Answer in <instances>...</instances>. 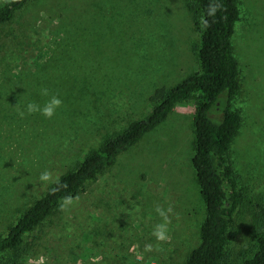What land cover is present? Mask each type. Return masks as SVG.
Returning a JSON list of instances; mask_svg holds the SVG:
<instances>
[{
    "label": "rangeland",
    "instance_id": "1",
    "mask_svg": "<svg viewBox=\"0 0 264 264\" xmlns=\"http://www.w3.org/2000/svg\"><path fill=\"white\" fill-rule=\"evenodd\" d=\"M238 2L241 88L233 106L243 121L228 158L241 201L221 264H245L264 234V0ZM199 19L192 0H32L0 26V237L63 173L199 71ZM41 88L63 101L64 119L51 134L41 114L26 112L27 103L47 99ZM195 106L178 102L67 210L59 206L29 233L21 264L183 263L206 214L192 164ZM17 109L43 132L18 145ZM45 170L51 182L40 181ZM157 205L173 210L166 242L152 234L162 222Z\"/></svg>",
    "mask_w": 264,
    "mask_h": 264
},
{
    "label": "trees",
    "instance_id": "2",
    "mask_svg": "<svg viewBox=\"0 0 264 264\" xmlns=\"http://www.w3.org/2000/svg\"><path fill=\"white\" fill-rule=\"evenodd\" d=\"M32 0H11L0 7V26L11 22L16 14ZM222 5L216 15L209 16L210 27L204 29L201 17L210 0H192L199 12L201 27L198 57L200 69L183 78L167 90L152 111L130 123L122 131L106 138L91 150L79 166L63 173L18 219L7 234L0 237V264H21L26 236L35 231L58 210L63 198L78 196L118 156L140 142L142 138L174 110L180 101L194 100V155L192 164L205 202L206 214L200 229V242L181 264H221L227 256L229 229L241 201L238 183L228 152L242 126L243 117L234 108L233 99L239 93V61L233 43L236 24L241 19L238 0H213ZM59 109L51 119L37 115L38 121L48 123L49 133L62 123L65 114ZM217 113V114H215ZM20 130L15 133L16 144L39 137L37 126L27 125L23 116ZM44 124V125H45ZM17 149V146L15 147ZM245 264H264V234L259 249Z\"/></svg>",
    "mask_w": 264,
    "mask_h": 264
},
{
    "label": "clouds",
    "instance_id": "3",
    "mask_svg": "<svg viewBox=\"0 0 264 264\" xmlns=\"http://www.w3.org/2000/svg\"><path fill=\"white\" fill-rule=\"evenodd\" d=\"M222 5H220L218 2H213V0H210V3L208 5V8L206 10V13L204 16L201 17V24L204 29H207L210 27V22L207 19L209 16H215L217 11L221 10ZM39 94L42 97H47V99L44 101L43 105L37 103V102H29L26 105V112L27 114H34L39 113L45 118L51 119L54 117L57 113V109H59L63 101L59 97V95L51 94L49 89L47 88H41L39 90ZM18 114L23 117L25 115V111L17 109ZM40 181L42 182H51L52 181V174L51 172L45 170L41 173L39 177ZM73 198L71 196L63 198V201L60 204V210H67V208L73 204ZM156 213L162 218V222L156 224L153 227L152 234L156 237L158 241L166 242L170 239V236L168 234L169 229L168 225L171 223L169 213H171L173 210L171 206H169L166 210L160 205H157L155 208ZM153 250V246L151 244L145 245L144 251L145 252H151Z\"/></svg>",
    "mask_w": 264,
    "mask_h": 264
}]
</instances>
